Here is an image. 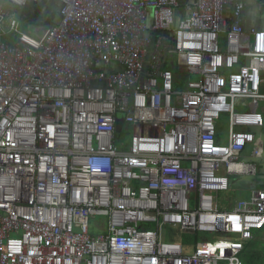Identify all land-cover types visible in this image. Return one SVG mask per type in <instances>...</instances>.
<instances>
[{
    "label": "built area",
    "instance_id": "built-area-1",
    "mask_svg": "<svg viewBox=\"0 0 264 264\" xmlns=\"http://www.w3.org/2000/svg\"><path fill=\"white\" fill-rule=\"evenodd\" d=\"M28 1H0V264H243L264 189L215 200L257 170L264 30L244 3L56 0L34 36L10 12Z\"/></svg>",
    "mask_w": 264,
    "mask_h": 264
},
{
    "label": "crops",
    "instance_id": "crops-1",
    "mask_svg": "<svg viewBox=\"0 0 264 264\" xmlns=\"http://www.w3.org/2000/svg\"><path fill=\"white\" fill-rule=\"evenodd\" d=\"M0 1H4V0H0ZM238 1L243 2L245 5L242 16V22L244 27L247 28L248 30L252 28L264 30V0H238ZM25 6L26 5L21 7H12L10 11L12 13V17L17 19V21L20 23V26L25 24L30 28H34L33 32L31 31L28 32L24 29L22 30L34 36L41 35L45 30V28L50 26V24L34 26L33 23L32 24L28 23L27 19L22 15ZM59 19L60 17L59 15H57L54 23L55 22L57 23ZM263 79H264V71H263ZM261 90L262 92H264V82L262 83ZM259 107H260V103H259ZM259 110L264 113V106L259 108ZM220 140H221V132L219 130V141ZM254 145L261 148L262 150L261 155L257 157L258 161L254 162L257 166L256 173L230 175V189L229 191L225 192L226 194L225 196L227 200H229L230 202L227 203L225 200L219 201L218 198H216L215 200L216 204L223 210H232L238 201L243 199H248L252 191L264 189V137L263 139L257 138ZM251 151L252 150L250 147L246 151H244V158L246 160L250 161ZM229 195H231L232 198H230ZM182 234L186 235L185 233ZM242 259H243V264H264V229L255 232L254 237L250 241L245 243V249L242 254Z\"/></svg>",
    "mask_w": 264,
    "mask_h": 264
},
{
    "label": "rangeland",
    "instance_id": "rangeland-1",
    "mask_svg": "<svg viewBox=\"0 0 264 264\" xmlns=\"http://www.w3.org/2000/svg\"><path fill=\"white\" fill-rule=\"evenodd\" d=\"M8 8H10V7L8 6ZM20 27H21V29H24V30H26L28 32L29 31L33 32V30H34V28H30L29 26H27L25 24L20 26ZM223 37H224V34L221 36V38H223ZM8 38H9V35L5 36L4 40L7 41ZM177 77H178V82H177V88L178 89H185L186 85H187V82H189L191 79H194V77L189 79V78H186V77H184L183 75H180V74H178ZM119 116H121V114H119ZM217 127L220 130V132H221V140H220L221 143H227L228 142V133H229V117H228L227 114H222L220 116V118L217 120ZM117 131L118 132L121 131V127L120 126L117 127ZM126 137H127V139H130L131 138V134L126 135ZM225 195L226 194L224 192L218 193L217 194V198L219 199V201H224L225 200L227 203H229L230 201L227 200ZM229 197L232 198L231 195H229ZM99 219H103L104 221L106 220V218L98 216L97 220H99ZM92 223H93V220H92ZM204 236H209V235L208 234H204V233L199 235L200 238H203ZM163 237H164L165 241H171V240H173V241H177V240H179V241L181 240L182 241L183 240L184 241V240H188L189 239V237L187 235H183L179 230H177L175 228H170V227L165 228L163 230Z\"/></svg>",
    "mask_w": 264,
    "mask_h": 264
},
{
    "label": "trees",
    "instance_id": "trees-1",
    "mask_svg": "<svg viewBox=\"0 0 264 264\" xmlns=\"http://www.w3.org/2000/svg\"><path fill=\"white\" fill-rule=\"evenodd\" d=\"M22 15L34 26L43 24L52 26L56 23H54L56 16L59 15V4L56 0H40L39 2L29 0Z\"/></svg>",
    "mask_w": 264,
    "mask_h": 264
},
{
    "label": "water",
    "instance_id": "water-1",
    "mask_svg": "<svg viewBox=\"0 0 264 264\" xmlns=\"http://www.w3.org/2000/svg\"><path fill=\"white\" fill-rule=\"evenodd\" d=\"M264 106V101H261L260 102V108ZM260 111V110H259ZM119 126V125H118ZM264 122H263V125L262 126H255V127H251V130L253 131V133L255 134V142L257 140V138H262L263 139V135H264ZM255 142L248 145V147L244 150L246 151L249 147L251 148V150H253V148L255 147ZM252 152V151H251ZM251 154V153H250ZM250 161L252 162H256L258 161V158L257 157H253V158H250Z\"/></svg>",
    "mask_w": 264,
    "mask_h": 264
}]
</instances>
